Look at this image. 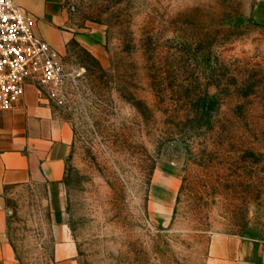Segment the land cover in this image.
<instances>
[{
  "label": "rangeland",
  "instance_id": "374dc122",
  "mask_svg": "<svg viewBox=\"0 0 264 264\" xmlns=\"http://www.w3.org/2000/svg\"><path fill=\"white\" fill-rule=\"evenodd\" d=\"M44 29L78 264H205L213 235L264 242V0H60ZM5 198L15 264H53L43 186Z\"/></svg>",
  "mask_w": 264,
  "mask_h": 264
},
{
  "label": "crops",
  "instance_id": "0c3cea01",
  "mask_svg": "<svg viewBox=\"0 0 264 264\" xmlns=\"http://www.w3.org/2000/svg\"><path fill=\"white\" fill-rule=\"evenodd\" d=\"M38 20L37 34L50 38L44 26L56 19L60 0H15ZM47 41V40H46ZM72 131L57 120L49 99L27 85L21 101L0 112V264H15L6 236L5 191L42 185L49 206L53 264H78L77 247L64 218L65 176ZM205 264H264V242L234 235H213Z\"/></svg>",
  "mask_w": 264,
  "mask_h": 264
},
{
  "label": "built area",
  "instance_id": "2783aa9c",
  "mask_svg": "<svg viewBox=\"0 0 264 264\" xmlns=\"http://www.w3.org/2000/svg\"><path fill=\"white\" fill-rule=\"evenodd\" d=\"M35 24V17L15 0H0V112L15 107L27 85L58 97L62 58L37 34Z\"/></svg>",
  "mask_w": 264,
  "mask_h": 264
}]
</instances>
